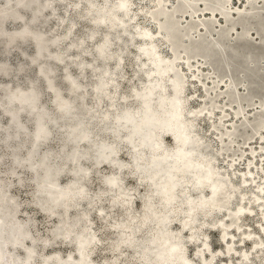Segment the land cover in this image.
Masks as SVG:
<instances>
[{
  "label": "bare ground",
  "instance_id": "bare-ground-1",
  "mask_svg": "<svg viewBox=\"0 0 264 264\" xmlns=\"http://www.w3.org/2000/svg\"><path fill=\"white\" fill-rule=\"evenodd\" d=\"M0 1H2L0 2V44L3 51L7 53L11 48L19 47L21 54L27 57V62H20L15 67L7 58L0 59V75L9 76L13 71L23 72L29 64L35 66L37 76L29 77L27 86L21 83L13 84L11 81L0 82V110L8 117V123L3 127L4 140L14 139L15 147L19 149L23 144L19 139L20 133L25 137L30 135L31 142L25 155L21 156L17 151L14 152L12 163L19 165L23 160L25 161L37 181L35 188L37 207L57 218L52 229L55 237L72 246V249L64 255L58 249L49 253L37 250L29 220L18 217V202L0 178V264H96L94 252L100 238L93 226L89 210L83 208L82 203L97 205L102 201L106 191L111 192L110 205L119 206L125 211L124 218L110 220L111 229L117 236L111 245L120 251L124 248L133 250L139 264H215L220 251L227 254L223 264L232 260L234 252L239 254L237 255V259L241 262L239 264H249L251 253L264 252V174H260L261 178L254 185L259 191L253 190V203L252 197H247L246 191L242 190L241 195H238L237 205L231 209L234 195L231 178L220 170L214 162L215 158L213 159L204 150L206 144L194 124V121L203 114L208 115L209 118H212V114H219L217 119L213 118L210 127L213 128V133L219 130L217 135L220 141L227 142L226 145L231 146L234 136L239 133L237 124L245 121L243 115L245 108L239 101L240 97L234 99L235 90L230 86L232 80L225 79V83L221 85L225 93L224 97L227 98L225 104L234 109L232 117L229 118L231 123L225 127V130L220 128V125H224L227 120L225 117L229 114L228 109H225L224 105L216 106L217 103L207 107L206 104L214 101L213 98L211 101H204L205 104L201 101L196 107L187 109L184 94L186 79L177 69V59L181 57L186 59L187 68H191L189 59L201 53L206 59L214 58L218 62L241 57L235 48L230 50V54H227V51L226 57L220 46L224 44L222 41L224 34H220V39L217 41H208L206 39L208 28L195 39L183 43L185 28L180 25L175 13L191 7V1L175 0L174 6L168 9L164 4L165 0H159L158 3L155 0L151 8L145 9L146 15L155 21V32H152L148 26H138L140 28L137 33L141 41L138 50L143 56L142 65L148 62L149 64L145 69L147 73L145 84L142 88L133 87L131 91L133 100L137 102L135 107L129 105L127 94H119L118 82L108 63L114 60V66L121 71L124 50L121 47L118 50L112 49V33L128 31V22L134 16L131 13V0H100L99 2L87 0L86 2L87 17L95 26L88 33L91 40L97 34L98 26L107 28L93 46V52L99 57L100 63L85 61V58L81 57L89 50L85 37L72 38L75 20L69 22L61 33L55 32L54 27L51 29L41 27L40 23L47 22L48 19L44 17V11L48 9L54 12L53 0ZM256 2L257 0H243L239 6L241 10L233 12L236 21L244 23L253 13ZM206 4L219 9L225 7L223 0H207ZM22 11L30 13L28 19L24 17ZM221 15V22L232 24L224 11H221ZM8 20L18 21L20 26L9 29L6 26ZM187 25L193 27L191 20ZM243 26L237 37H249L245 23ZM154 33L159 34V38L169 46L170 56L162 54ZM117 37L120 40L121 36L117 35ZM261 39L259 38L260 41ZM64 40H67V43L63 46ZM28 41L34 45V50L29 56L27 51L20 47V44ZM68 49L69 51L73 49L75 55H80L76 61L80 75L85 69L96 70L97 79L92 85V93L96 97L97 105H100L103 99H107L110 107L103 112L101 120L113 123L111 129L113 141L98 137V133L93 131L90 120L80 115L83 113L91 118L98 109L87 105V87L79 76L69 69L70 60L66 59ZM244 58L247 60V65L241 66L240 74L242 78H247L244 92L249 97L252 95L254 85L262 87L264 78L262 70L251 64L254 61L253 52L247 51ZM53 63L63 66L62 74L69 91L67 94L63 92L62 85L58 82ZM192 75L198 76L196 70L192 71ZM38 77L43 80L50 92L51 104L58 116L63 118L60 122L42 101V89ZM205 80L198 77V81L202 84L203 96L209 93ZM218 80L221 82L224 79ZM168 82L170 90L167 89ZM117 98L125 105L119 111H117ZM233 101H236L237 105H232ZM215 106L220 111L215 112ZM110 109L114 111L112 114ZM256 113L264 114V110H257L254 114ZM23 114H28L33 121L31 134L22 119ZM121 118H130L131 123H122ZM263 120L257 119L254 127H261ZM148 122L149 127L141 129ZM55 125L63 127L71 145L69 149L62 145L60 153L71 162L72 166H68L65 162L59 163L52 149L41 150L42 145L51 141L53 136L51 126ZM165 135L173 140L171 147L164 143ZM258 138H261L259 147L263 149L260 155L264 157V133H260ZM120 142L129 148L128 161L120 160ZM82 145L85 148H82ZM88 147L95 150L94 157L90 155ZM227 148L229 150V147ZM256 148L251 147L252 156L249 154L247 156V170L239 174L240 186L247 187L251 185L248 181H255L258 178L259 169L256 175L257 163L254 161L257 155ZM243 155V152L239 153L238 157ZM89 157H92L95 167L101 164L112 167V170L102 177L106 189H100L94 194L90 193L86 184V181L92 177L91 167L82 162ZM132 160L135 162V167L130 164ZM228 165L233 166L231 159L228 160ZM127 171L134 174L137 184L145 185L148 189L140 201L142 205L140 212L134 209L133 188L128 187L124 181L123 175ZM65 173L70 174V179L62 182L60 178ZM254 203L261 207L262 215L259 211L256 214L259 215L257 222L263 233L260 229H257L258 234H254L253 229H243L242 220L250 215L247 211L251 212L255 209ZM96 208L98 215L106 219L110 218L111 213L105 211L103 206L97 205ZM214 211L221 214L210 227L218 229L221 243L224 242L221 249L216 250L212 248L206 231H203L204 225L211 222V218L213 219ZM173 223L179 224V228H174ZM238 232L241 236L236 240L234 237ZM201 233L204 234L203 237L200 236ZM251 236L255 237L251 238ZM246 240L251 243L250 248L245 247ZM239 241L244 243L241 248L236 246ZM188 243L195 244L193 257L188 253ZM49 244L48 237L41 238L43 247ZM18 248L22 249L21 255L17 252ZM52 259L54 260L51 261ZM262 259L263 261L259 260L264 263V257ZM115 264H118L117 261Z\"/></svg>",
  "mask_w": 264,
  "mask_h": 264
},
{
  "label": "rangeland",
  "instance_id": "rangeland-1",
  "mask_svg": "<svg viewBox=\"0 0 264 264\" xmlns=\"http://www.w3.org/2000/svg\"><path fill=\"white\" fill-rule=\"evenodd\" d=\"M76 1H78V3H76ZM97 1L99 2L100 0ZM174 1L175 0H165L164 4L168 9H171L174 6ZM189 1L192 2L191 7L181 9L175 13V16L179 20L180 25L185 28L184 30L185 36L182 38L183 43L188 42L191 39H195L199 34L205 32L204 30L206 28H208V32L206 35V39L208 41H212V42L217 41L220 39V34H224L223 35L224 37L222 39L224 44L220 45L223 48L222 53L226 55V52L228 51L227 54H230L229 53L231 52L230 50H233V48H235L238 51L239 55L241 56L239 58L229 60L230 62L227 61V59H224L225 61L223 62H218V60L214 58L206 59L205 56L201 53L189 59L190 63L192 64L191 68H187V65L185 64L186 59L184 60L181 57L176 60L177 69H179L184 74L186 79V89L184 94L186 95L185 98H186L187 109L190 110L191 108L196 107L201 101H203V103L205 104L204 101L206 100L211 101V98H213L214 101L207 103L206 104L207 107H212V104L217 103L218 105L216 104V106L220 107L224 105L225 106L224 108L228 109L229 114H227V116L225 117V119L227 120L224 122V125H220V128H223L225 130V127L231 123L229 118L232 117V111L234 110L232 106L225 104L227 98L225 99L224 97L225 93L223 92L224 90L221 88V85L225 83V79L232 80V82H230L231 83L230 86H232L231 88L235 90L233 92L234 99L240 97L239 101L245 108L243 113L245 121L243 123L240 122L241 124L236 123L239 126V133L238 135L234 136L233 138L234 143L231 142L230 143L231 146H227L226 145L227 142L222 143L220 141V137L218 138L217 135V132H219V130H215V133H213L212 132L213 128L210 127V123L213 120V118L217 119L219 117V114H212V118H209L208 115L203 114L194 121L196 129L198 130L199 134L203 137V141L206 144L204 150L208 152L209 155L213 157V159L215 158L214 162L219 166L220 170L226 173L227 175H229V177L231 178V185L234 190V195L232 198L233 203L231 204V209H233L237 205L239 198L238 195H241L242 190L246 191L247 197L250 196L252 197L251 202L253 203L254 191L255 190L256 192L259 191V189L254 185L256 184V181L261 178L260 174H264V170H262L264 166V157L260 155L263 149L259 147L261 138H258L260 133H264V123L261 127H254V124L257 119H262V120L264 119V114H260V113L254 114V112L257 110L258 111L264 110V104L262 106V102L264 101L263 98L264 81L262 87L254 85L252 87L253 88L252 95L248 97L245 95L244 92V87H245L244 85L247 84L246 83L247 78L246 77L242 78V75L240 74L241 66L247 65V60L246 58H244V54L247 53V51H251L253 52V59H254V61L251 64H255L256 67L262 70L261 73L264 78V0H257L256 5L253 8V13L250 16H248L246 18V21L244 22L245 27H247L249 30V32L247 33V36L249 37H245V36L237 37V34L241 32L242 28L244 27L243 26L244 23L242 21H236L235 19L236 17L233 14V12L241 10L239 6L241 5L243 0H223L225 7L221 9L212 6L211 4L210 5L206 4L207 0H189ZM53 2L55 7L54 12H50L48 9L44 11V15H45L44 17L48 19L46 20L47 22L40 23L41 27L43 29L44 28L51 29L54 27L55 29L53 28V30L55 32L61 33L66 29L67 24L69 22L75 20L74 34L72 35V38L76 39L79 36L85 37V43L86 46H88L87 48L89 50V52L84 53L81 57L85 58L84 59L85 61L92 60L96 63H100L101 61L99 57L95 55V53L93 52V46L95 41L99 40L100 37L107 31V28L103 26H98L97 27L98 35L96 34L93 40H91L92 38L88 36V33L91 31V29L95 28V26L91 24L89 17H87L88 15L87 4H86L87 0H53ZM131 2H132L131 13L134 14V16L132 20L130 19L128 22L129 23L127 25L128 31L126 33L125 32L120 33L119 31H117L116 33H112V37H113L112 45H111L112 49L118 50V48L121 47L124 50L123 64L121 71H118V68L114 66V60H110L108 63L110 65L112 72H114L115 78L118 82L119 94H127L129 105L135 107L137 105V102L133 100L131 91L133 87L142 88V86L145 84V80L147 76L145 69L148 67L149 64L148 62L147 64L142 65L143 56L140 55L138 50L139 45L141 44V41L139 39L140 38L139 34L137 33L138 29L140 28L138 26H148L152 32H155V21L149 18L145 13V9L151 8V6L155 3V0H131ZM158 2L159 0H157V3ZM221 11H224L227 14V17L232 24L228 25L225 24L224 22H221L222 20ZM22 12L25 15L24 17L28 19L30 13L28 11H22ZM216 13H218V15H216ZM66 17L68 20L65 19ZM209 18H211V20H209ZM189 20H191L193 27H189L187 25ZM6 26L9 29L17 28L18 26H20V22L15 20H8L6 21ZM117 35L121 36L120 40L118 39ZM154 36L157 38L158 47L160 48L162 54L165 56H170L171 54L169 51V46L164 42L162 38H159L160 37L159 34L154 33ZM259 38H262L261 39L262 41H260ZM66 43L67 40H64L62 45L64 46L66 45ZM33 46H34L33 43L30 41L20 44V47L24 48L27 51L28 56L33 52L34 50ZM67 53H68L67 57L69 58L66 57V59L70 60V63L68 64L69 69L71 70L72 73L78 75L79 78L85 83L87 87L86 88L87 105L90 107L93 106L92 108L98 109L97 112H95L96 114L93 115L91 118H89L88 115L83 113H81L80 115L84 117L86 120L87 119L90 120V123L93 126V131L98 133V137L106 138L109 141H113L114 138L111 133L113 123L104 122L101 120L102 119L101 115L103 114V112L108 110V108L110 107L107 102V99H103L101 101V104L97 105L96 97L92 93V85L95 83L97 79L96 70L85 69L84 73L80 75L79 69L77 68L76 65V61L79 59L80 55L79 56L75 55L76 52L73 49L70 51L68 49ZM183 55L184 54L182 53V56ZM2 58H7L11 62L13 67H15L20 62H27V57L21 54V49L19 47L11 48L7 53H5L0 44V59ZM53 65L56 67L58 82L60 83V85H62V88L64 90L63 92L67 94V92L69 91L64 81V75L62 74V72L64 71L63 66L57 63H53ZM27 66L29 67H27L26 70H24L25 72L23 71L19 73V71H13V73L9 76L0 75V82L11 81V83L13 84L21 83L23 86H27V80L29 77H37L35 66L29 64H27ZM193 70H196V73L198 75L197 77L192 75ZM198 77L201 79L202 78L206 79L205 86L209 88V93L206 94L205 96H203L204 92L202 91L203 89H201L202 84L198 81ZM219 78L220 79L223 78L224 80L219 82L218 80ZM37 79L42 89V101L47 105L51 113L54 114L57 121L60 122L61 120H63V118H60L58 116L57 111L55 110L54 106L51 104L50 92L46 88L43 80H41L39 77ZM168 84L169 82L167 83V89L170 90V86ZM116 103H117V111L121 110L125 106L121 102V99L119 98H117ZM232 105H237V102L233 101ZM109 111L111 112V114L114 112L112 109H110ZM217 111L220 110H218V108L216 107L215 112ZM22 119L25 122L31 134V132L33 131L32 119L28 114H23ZM123 120H125V118L120 119L122 123L124 122ZM7 123H8L7 115L0 110V178L6 183L9 193L14 195L18 202V217L23 220L24 219L29 220L30 230L33 236L35 237V245L37 250H40L43 253H49L53 250L58 249L60 250L61 254L64 255L65 253H67V251L72 249V246L67 242L62 241L60 238L55 237L52 229L56 223L57 218L53 215H50L42 211L37 207L36 192H35L37 181L34 179L33 173L29 170L24 160L19 165H15L14 163H12V156L14 152L17 151L21 156L25 155L27 149L29 148L31 137L30 135H28L29 137H25L22 133H20L19 139L23 144L19 149H16L15 147L16 141L14 139H10L8 141L4 140L3 127H5ZM245 123H247V125H245ZM255 128H259V129L255 130ZM51 130L53 134L52 139L48 144L42 145L41 150L47 148L52 149L56 155L55 159L59 163L65 162L68 166H72L71 162L68 159L64 158L60 153V149L62 145L63 146L65 145L66 149H69L71 147V145H69L70 144L69 141L65 136L63 127L59 125H55V126H51ZM223 137H226V135L225 136L223 135ZM246 137L249 139L247 140ZM164 143L168 147H171L173 145V140L171 139V137L165 135ZM119 147H120V160L128 161L129 148L126 145H124L123 142L119 143ZM227 147H229V150ZM251 147L253 148L257 147L256 148L257 157L255 156L254 161L257 163L255 174L257 175L258 169H259V174L257 176L258 178H256L255 181H248V183L249 184L251 183V185L244 187V186H240L239 184V176H240L239 174L242 171L247 170V162H248L247 156L248 154L252 156V153L250 152ZM82 148H85V146L82 145ZM88 148L90 151L89 152L90 155L93 156L95 150L91 149V147ZM242 152L244 154L243 157H238V154ZM91 158L92 157H89L88 159L87 158L83 159L82 162L91 167L92 177L90 178V180L86 181V184L88 186L90 193L94 194L96 191L100 189H106V186L102 182V177L104 174L111 171L112 167L105 164H101L99 167H95L94 164L92 163ZM229 159L233 161V166L228 165ZM130 164L135 167V162L133 160ZM123 176H124L125 184L128 187L133 188L134 209L137 212H140L142 208L140 201L142 197L145 195V193H147L148 189L145 185L143 186V185H139V183L137 184V181L135 180L133 173L127 171L124 173ZM248 177H251V175L250 176L248 175ZM68 179H70L69 173H65L60 178L62 182H65ZM236 188L238 191L236 190ZM110 195L111 192L106 191L104 193L102 201L99 204H97L103 206L105 211H109L111 213V216L108 219L103 218L102 216L97 214L96 204L92 205L87 202L82 203V207L89 210L93 220V226L96 228L98 236L100 238L99 244L97 245L94 252L95 262L96 264H115V261H117L118 264H139L136 253L133 250L124 248L123 251H120L114 249L111 245V242L115 240L117 236L116 233L111 229L110 220L113 221L117 218L118 219L124 218L125 211L119 206L112 207L110 205V201H109ZM255 206L256 207L253 211L251 212L247 211L250 213V215L244 217L242 223H243V229L244 228L253 229L255 231L254 234H258L257 229H260L262 233L263 231L261 230L259 223L257 222V219L259 217V215H257L258 214L257 211L260 212L259 213L260 215L262 214H261V207L258 206L257 204ZM74 213L75 212H73L72 215H74ZM214 213L215 214H213L212 216L213 219L211 218L210 219L211 222H207L209 223L208 225L207 223L204 225L203 231H206L212 248L216 250V249H221L222 243L224 244V242L221 243V239H220L221 237L218 229L210 227L211 223L215 222L221 214V213H216V211H214ZM254 213L257 214L255 215ZM173 226L174 228H179V224L177 223H173ZM203 235H204L203 233L200 234L201 237H203ZM240 236L241 235L238 232L235 235L234 239L237 240ZM43 237H48L50 240V244L46 247H43L41 245V238ZM253 237L255 236H251V238ZM185 239H187L186 236ZM243 244H244L243 242L239 241L236 243V246L237 248H241ZM245 244H246L245 245L246 248H250L251 243L249 241L246 240ZM187 248H188V253L191 255V257H193L195 244L188 243ZM17 252L21 255L22 249L18 248ZM218 253L219 256L217 255L215 264H223L225 262V259L227 258L226 257L227 254L221 251ZM234 253L235 254L232 257V260H228L227 264L241 263L237 259V255L239 254L236 252ZM254 253L255 252L250 254L252 261L250 260L249 264H264L262 263L264 252H260V254L259 253L254 254ZM259 259L262 261H260ZM53 260L54 259H52L51 261Z\"/></svg>",
  "mask_w": 264,
  "mask_h": 264
},
{
  "label": "water",
  "instance_id": "water-1",
  "mask_svg": "<svg viewBox=\"0 0 264 264\" xmlns=\"http://www.w3.org/2000/svg\"><path fill=\"white\" fill-rule=\"evenodd\" d=\"M23 34H24V32H22ZM21 33V34H22ZM124 122L123 123H131V119L130 118H128V119H125V120H123ZM149 127V122L147 123V124H145L144 126H143V128H141V129H147ZM188 143H192V142H188Z\"/></svg>",
  "mask_w": 264,
  "mask_h": 264
}]
</instances>
